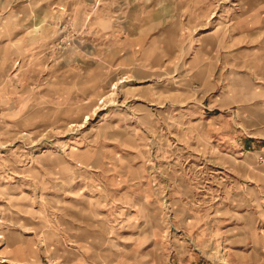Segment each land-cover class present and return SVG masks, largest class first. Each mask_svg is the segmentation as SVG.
I'll use <instances>...</instances> for the list:
<instances>
[{"label":"rangeland","instance_id":"rangeland-1","mask_svg":"<svg viewBox=\"0 0 264 264\" xmlns=\"http://www.w3.org/2000/svg\"><path fill=\"white\" fill-rule=\"evenodd\" d=\"M0 264H264V0H0Z\"/></svg>","mask_w":264,"mask_h":264},{"label":"crops","instance_id":"crops-1","mask_svg":"<svg viewBox=\"0 0 264 264\" xmlns=\"http://www.w3.org/2000/svg\"><path fill=\"white\" fill-rule=\"evenodd\" d=\"M259 99H260V98H259ZM259 99H258V100H259ZM261 101H262V100H261ZM30 251H31V250H30ZM30 251H29V252H30ZM30 258H32V255H30ZM11 259H12V258H11ZM12 260H14V259H12ZM17 260H18V261H21L22 259H17ZM18 263H21V262H18Z\"/></svg>","mask_w":264,"mask_h":264}]
</instances>
